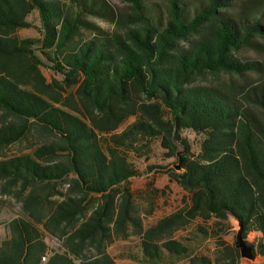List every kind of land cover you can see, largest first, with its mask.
<instances>
[{
    "label": "trees",
    "instance_id": "1",
    "mask_svg": "<svg viewBox=\"0 0 264 264\" xmlns=\"http://www.w3.org/2000/svg\"><path fill=\"white\" fill-rule=\"evenodd\" d=\"M122 1L126 15L107 19L103 0H0V154L36 140L31 153L0 159V194L26 215L7 222L0 264H115L106 243L130 228L140 237L132 260L241 264L239 248L220 237L230 218L253 258L264 257V80L240 83L261 68L237 56L264 39V0L238 8L236 0H164V19L151 16L146 0ZM34 9L40 41L16 33ZM88 15L112 21L114 31ZM37 42L60 81L42 74ZM218 74L228 79L206 80ZM182 130L198 136V152ZM151 138L179 168L148 169L166 174L188 203L143 228L129 186L140 173L127 151ZM196 218H214L200 229L216 238L214 259L173 237ZM39 225L62 238L64 252L48 253ZM249 232L261 235L251 243Z\"/></svg>",
    "mask_w": 264,
    "mask_h": 264
},
{
    "label": "rangeland",
    "instance_id": "2",
    "mask_svg": "<svg viewBox=\"0 0 264 264\" xmlns=\"http://www.w3.org/2000/svg\"><path fill=\"white\" fill-rule=\"evenodd\" d=\"M107 13V19H120L126 15L127 4L122 0H103ZM150 9L151 16L155 18L164 19V0H146ZM245 1L255 0H236L234 8L243 6ZM69 2V0H67ZM88 21L92 22L103 29L106 33L114 31L115 25L112 21L88 15ZM30 23L28 28H21L17 30L20 37H31L38 41L42 38V28L39 15L36 9L32 10L26 17ZM85 35L89 31H83ZM40 42L35 44L36 53L42 60L40 70L47 81L56 79L60 81L62 76L52 70V63L47 60L39 50ZM237 56L244 61L256 62L261 68L260 72L251 71L243 79H239L240 83L258 84L264 80V39L257 38L250 46L244 47L237 53ZM227 75L218 74L216 76H209L206 78L208 82H217L227 80ZM75 87L65 90V94L73 93ZM134 116L129 117L120 127L119 131L126 127L127 124L134 120ZM182 135L189 139L191 150L198 152V136L190 130H182ZM105 135H101V138ZM36 140L33 135L18 143L10 145L5 151L0 154V159L4 156L18 155L23 153H31L30 146L35 144ZM165 149L160 146L159 138H151L147 142H143L137 151H127L129 161L139 171V175L129 179V186L133 193V214L140 218L143 228H148L154 225L160 218L167 216L178 209L184 207L188 203V195L176 183L168 181L166 174L160 170H149L150 166H168L173 169L178 164L175 158H167L165 156ZM26 217L21 209V203L10 195L0 194V243L9 235L6 227L7 222L16 217ZM214 218L208 222H201L198 218L190 220L185 226L174 230L173 237L183 241L187 244L190 251L194 255H205L214 259L219 252L216 238L212 235L205 236L200 231L201 228L208 229L212 225ZM230 229L223 233L220 237L230 244H234L239 232V224L236 220L230 218ZM39 228L43 232L44 240L48 246V253L64 252L63 240L61 237L50 234L43 230L41 225ZM140 237L132 233L129 229L128 235L125 238L112 237L106 243V251L113 257L115 264H150L141 260H132L129 258L131 251H137V245ZM248 242L254 243V237H246ZM188 258L180 259L175 263L164 264H188ZM260 262L255 258L242 257L241 264H259Z\"/></svg>",
    "mask_w": 264,
    "mask_h": 264
},
{
    "label": "water",
    "instance_id": "3",
    "mask_svg": "<svg viewBox=\"0 0 264 264\" xmlns=\"http://www.w3.org/2000/svg\"><path fill=\"white\" fill-rule=\"evenodd\" d=\"M175 168L178 169L179 168V164H176ZM239 232H240V228H239ZM239 232H238V235L236 237V240H235L234 244H235V246L237 248H239L240 254H241L242 257H246V258H251L252 259L253 255H252V252H251V246L248 245L244 241V239L241 237Z\"/></svg>",
    "mask_w": 264,
    "mask_h": 264
},
{
    "label": "crops",
    "instance_id": "4",
    "mask_svg": "<svg viewBox=\"0 0 264 264\" xmlns=\"http://www.w3.org/2000/svg\"><path fill=\"white\" fill-rule=\"evenodd\" d=\"M169 181V180H168ZM240 228V227H239ZM260 235H261V233H259V232H249L248 233V235H247V237L249 238H251V237H254V239L255 240H257V238H259L260 237ZM255 259L256 260H258L260 263L259 264H261L263 261H264V257H262V256H256L255 257Z\"/></svg>",
    "mask_w": 264,
    "mask_h": 264
}]
</instances>
